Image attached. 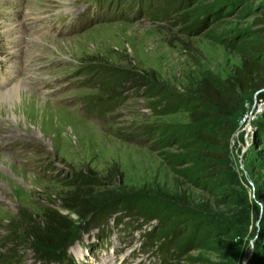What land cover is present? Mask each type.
<instances>
[{"label": "rangeland", "instance_id": "rangeland-1", "mask_svg": "<svg viewBox=\"0 0 264 264\" xmlns=\"http://www.w3.org/2000/svg\"><path fill=\"white\" fill-rule=\"evenodd\" d=\"M97 1L0 0V83L18 68L23 83L0 103V264H264L263 91L244 95L229 119L243 143L242 119L253 113L254 135L249 148L230 145L218 172L183 142L204 131L189 118L203 103L200 81L223 87L246 58L264 61L253 49L264 0H144L116 20L133 0L106 20ZM13 28L26 37L18 54ZM95 67L144 83L123 84L121 102L101 113L95 106L110 96ZM26 94L37 121L14 115ZM83 175L102 186H82ZM86 190L124 203L107 228L76 206ZM50 215L69 227L45 236ZM168 239L177 253L165 259Z\"/></svg>", "mask_w": 264, "mask_h": 264}, {"label": "trees", "instance_id": "trees-1", "mask_svg": "<svg viewBox=\"0 0 264 264\" xmlns=\"http://www.w3.org/2000/svg\"><path fill=\"white\" fill-rule=\"evenodd\" d=\"M169 11V7L163 9L158 16H167ZM260 36L263 42L254 46L253 49L254 53L264 54V33ZM95 68L92 71V76H96L100 80L99 87L110 96L107 103H101L95 106V109L98 107L101 108V113L110 111L121 102L123 95L120 96L119 91L123 84L135 78L139 79L137 81L139 84L143 85L144 83L143 77L138 78L137 74L130 71H123L111 67L104 69ZM139 87L141 86L139 85ZM151 91L149 89L145 94L149 95ZM259 92H261L259 98L264 101V61L257 58H246L242 65L236 68L234 75L226 81L223 87H219L208 78L200 81L198 84V93L203 103L191 109L189 118L195 128H203L204 131L197 132L194 138L186 137L183 142L187 148H192L195 151L198 150L201 154L203 152L200 158L207 163L206 171L218 172L222 162L229 161L228 159L231 160L229 148L232 145V136L236 128L229 119L239 110L244 95ZM189 139L192 140L189 141ZM183 142L181 136H177L175 144H181ZM189 142L193 143L192 147L189 145L191 144ZM193 162H196V159ZM82 179V186H87L88 184L99 188L102 186L101 181L93 179L88 175H83ZM83 192L82 196L79 194L76 195V206L87 210L84 216L91 215L90 218L95 222L96 227L103 226V229L107 228L109 217H115L116 214L121 212V207L124 203L116 200L96 201V197L90 191L86 190ZM128 208L130 207H127L125 211ZM133 210L135 212L130 214L131 216H136V207L132 208L131 211ZM62 222L63 220L59 215H50L47 217L46 228L44 229L45 236H55L63 227H69V225L66 226ZM172 248L171 239L166 240L161 249L165 259L171 256L173 257L175 255L174 253H177L175 250L172 251ZM17 257L16 255L11 256L10 261H13ZM72 262L68 258L65 264H73Z\"/></svg>", "mask_w": 264, "mask_h": 264}, {"label": "bare ground", "instance_id": "bare-ground-1", "mask_svg": "<svg viewBox=\"0 0 264 264\" xmlns=\"http://www.w3.org/2000/svg\"><path fill=\"white\" fill-rule=\"evenodd\" d=\"M13 30H15L14 32L16 34L15 39L18 40V42L15 43V46H14V49H16V50H14V53H17V52H19V50H23L24 49L23 44L26 43V37L24 36L25 32H24L23 28H19V29L13 28ZM1 61L2 60H0V62ZM19 70H20L19 68L18 69H14L11 72V74H10V78H9L10 80H8L6 78L2 84L0 83V103H3L4 101H7L9 98H6V97H8V96H10V99L12 98V96H16L17 97V95L19 93V90H21L19 88L22 87L21 85H23L22 82L21 83L20 82H18V83L14 82L15 78H19V72H20ZM9 88H11V89H9ZM17 88H18V90H17ZM26 95H27L26 96V100H23L24 102H21L19 104L20 107L16 106V108H15L16 111H14V115L18 117V115H21L23 112H25L26 115L27 114H32L35 117V119H36L35 121H37V119H38L37 118L38 117L37 113L38 112H35V110L30 105V101L32 100V98L34 99L35 96H33V95L29 96L28 94H26ZM9 101H11V100H9ZM2 108L4 109L2 111V113H4V114L5 113L9 114L11 112L9 107L2 106ZM28 118H30V117H28Z\"/></svg>", "mask_w": 264, "mask_h": 264}, {"label": "built area", "instance_id": "built-area-1", "mask_svg": "<svg viewBox=\"0 0 264 264\" xmlns=\"http://www.w3.org/2000/svg\"><path fill=\"white\" fill-rule=\"evenodd\" d=\"M262 101V100H261ZM262 102H260L258 105H261ZM253 113H246L243 116L242 119V125L244 127L243 129V135H242V139H243V143L241 142V140H239L241 137V133H235L234 134V139H232V144H235L236 142L240 144V146L243 147V149L249 148L250 146V140L253 139V127H252V121H253Z\"/></svg>", "mask_w": 264, "mask_h": 264}]
</instances>
